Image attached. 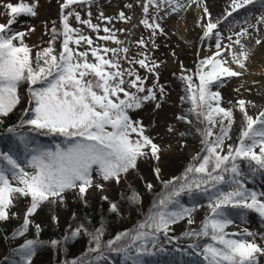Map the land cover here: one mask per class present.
Wrapping results in <instances>:
<instances>
[{"label":"snow or ice","instance_id":"1","mask_svg":"<svg viewBox=\"0 0 264 264\" xmlns=\"http://www.w3.org/2000/svg\"><path fill=\"white\" fill-rule=\"evenodd\" d=\"M94 2L63 0L60 4L62 31L53 21L49 46L33 55L32 48L25 43L27 33L14 30L13 25L22 15L37 16L39 0L15 3L0 0V16L5 18V22H0V125L21 103V85L28 86L29 106L23 110L17 124L5 129L8 146L0 149V222L18 218L19 213L11 209L16 203L28 202L22 224L11 233L13 240L28 232L33 225L32 217L43 205H64L69 195L87 203L85 197L90 189L104 192L112 183L118 185L127 180L131 172L137 170L140 160L154 161L150 167L155 177L160 179L164 163L162 149L150 131L155 128V123L146 126L143 119L136 117L139 116L137 110H143L146 105H151L154 113L162 108L166 88L160 83L159 69L164 61L157 62L148 55V42L143 37L135 41L143 50L130 57L129 47L124 46L126 42L118 39L111 28L103 27L105 34L101 36L100 24L92 23ZM163 2L172 12H178L185 6L177 0ZM259 2L264 7V0ZM253 3L254 0H240L239 3L232 0L227 16ZM84 4L89 9L87 19H82L80 12L73 7ZM150 6L160 11L157 0H142L144 18L139 23L149 30L152 46L158 47L155 37L166 33L155 17L150 18ZM124 7L132 9L133 4H125ZM202 11V40L214 39L215 51L209 46L208 54L199 59L194 73L198 84L193 75L182 74L179 77L185 82L187 99L191 101L188 113L194 114L196 120L204 125L196 129L201 136V153H197L182 176L162 181L164 190L157 194L151 211L134 229L117 233L106 244L102 241L103 226L89 231L81 224L71 232V238L81 233L90 237L88 250L100 253L97 260L103 259L101 250L107 248L122 255V264H174L171 260L165 262L150 258L172 255L165 243L181 238L169 237L172 225L185 219L189 226L195 223L193 213L202 205L193 203L191 207L185 206L181 201L184 195L190 199L204 196L209 214L199 229L192 228L183 233L184 238L196 242L186 248L174 246L175 252L183 256L191 250L196 256H202L205 264H260L258 257H264V245L257 243L255 233L246 228L243 232L226 231L235 223L232 210L240 217L249 211L254 212L264 222V192L252 191L246 186L247 176L239 163L246 162L253 174H264V110L251 115L247 109L251 102L236 100L233 107L242 114L240 135L236 144H226L231 140L230 132L235 123L233 108L222 107L221 92L213 90L224 83L225 77L242 75L231 65L246 68L248 56L241 38L249 35L248 29L235 33V40L228 36L230 43L224 44L219 22H213L207 4ZM71 17L91 29L97 40L105 44L111 41L118 47L94 43L90 35L72 26ZM98 19L111 24L113 19L130 22L131 18L121 10L115 17L100 11ZM256 23L264 25V16H260ZM33 31L34 28L28 29V32ZM58 36L63 39L57 53L55 41ZM256 43L260 44L261 40L257 39ZM85 45L87 47L81 50ZM236 45L240 49L238 52ZM226 52H231L230 58L224 55ZM125 63L129 67L125 68ZM137 65L145 75L140 74ZM149 76L152 78L151 86L147 83ZM175 119L192 123L185 114ZM216 128L218 132L214 131ZM166 131L174 133L176 129L168 125ZM39 135L59 140L49 147L38 143L36 137ZM179 135L183 137L185 133L180 132ZM146 187L151 191L153 185L146 182ZM101 199L108 201L111 213H121L119 203L111 201L107 195ZM122 199L130 205L140 203L139 193L135 191ZM52 220L58 223L55 215ZM34 227L38 235L41 225L36 223ZM162 236L165 243L161 242ZM201 238L207 241L203 245L199 242ZM67 239L69 237L66 236ZM260 240L264 241V235ZM43 243L39 239H25L4 260L6 264H32L37 248ZM50 243L57 247L60 242L52 240ZM72 264H84V261H73ZM179 264L186 262L181 260Z\"/></svg>","mask_w":264,"mask_h":264},{"label":"rangeland","instance_id":"2","mask_svg":"<svg viewBox=\"0 0 264 264\" xmlns=\"http://www.w3.org/2000/svg\"><path fill=\"white\" fill-rule=\"evenodd\" d=\"M12 2H19V0H12ZM25 2H31V0H25ZM63 0H39L40 7L38 9V15L35 17L22 15L17 18V23L13 25L14 30L25 31L27 35L25 36V43L32 48L33 55L37 51H40L44 47H48V41L52 39L51 28L53 26L52 22L56 21V26L58 25L62 31V24L60 23V4ZM146 2V0H144ZM179 3H183L185 6L181 8L178 12H172L168 4L164 3L163 0H157L160 4V11L157 12L156 8L150 6L149 16L155 17L157 21L162 24L164 28L165 35H157L155 37V43L158 47H153L150 40V33L148 29H145L142 24L139 23L141 19L144 18L141 3L142 0H95L92 8V23L100 24L101 32L100 35L105 33L102 31L103 27L107 26L115 32L118 39L125 41V47H129V56H135L140 49L135 43L140 37H143L148 42V55L156 60L157 62L164 61L160 66V83L165 85L166 96L162 102V108L158 112H153L151 105H146L143 110H137L139 116L136 118L143 119L144 124L147 126L150 123H155V128L150 129L151 134L156 137V143L161 146L162 153L161 157L164 161L161 171L160 179H157L151 170L150 165L155 162H145L143 160L138 161V167L140 168L138 172L143 177L142 183L146 184L155 183L161 181L162 179L168 178L171 180L173 177H180L182 173L181 162L189 159L192 160L197 153L200 152V146L196 142L191 141L185 136L181 137L180 132H183V124L176 120L175 117L183 113L182 97L184 88L180 84L176 77L173 76L174 73L183 71L186 75H192L196 69V65L199 59L208 54L209 46L211 50L215 51V40H202V29L200 27V17L203 14V6L207 4L209 11L212 14L213 22H219V30L221 32L222 43H230L227 39L228 36H232L235 40V33L240 32L243 28L248 29L249 35L241 38V43L244 45V51L247 53L248 59L245 61L246 68L240 69L237 65L232 64L231 66L234 70L239 71L242 75L238 77H225L224 83L215 88L219 90L223 97L221 101V106L225 108H231L234 102L238 99H244L250 101L251 103L247 105L249 114L255 115L259 110H264V97L261 99L260 104L257 109L253 107V101L257 97L258 88L261 82L264 81V74L262 70L264 69V25H257V19L260 16H264V7L261 6L259 0H254L253 4L246 5L243 8L237 9L232 12L231 16H227L228 10L232 5L221 4L219 9H213L209 0H194L190 3V0H177ZM240 0H237L239 3ZM133 4L132 9H128L125 4ZM199 4V6H198ZM173 6H175L173 4ZM76 11H79L82 19H87V13L89 11L86 4L80 6H73ZM123 10L127 16H129L130 22H123L117 19H113L111 24H107L105 21L98 19L99 12L103 11L105 15L115 17L119 11ZM222 10V11H221ZM224 16V17H222ZM222 17V18H221ZM227 17V18H225ZM207 17H205V21ZM0 22H5V18L0 16ZM70 22L73 27L81 29L85 35H90L94 40V43H99L101 46L107 47H118L111 41L105 42L96 39V34L87 28L85 25L78 24L74 17L70 18ZM180 24L187 26L189 33L183 36L180 33ZM47 25V27H46ZM252 25L253 27H250ZM29 28H34L35 31L28 32ZM118 29H125L126 31L120 32ZM198 29V31H197ZM195 32L191 36V31ZM62 36H58L55 41V48L57 53L61 50L62 46ZM261 40L260 44L256 43V40ZM87 46L85 45L81 50H84ZM235 50L238 52L239 46H235ZM111 56V53L108 54ZM224 55L228 58L231 56V52H226ZM183 65V69L181 68ZM125 68L129 67L128 64L123 65ZM137 70L143 76L145 72L143 69ZM148 85L151 86L152 78L149 76ZM239 89V91H236ZM19 93L22 97L21 103L18 106V110H24L27 108V89H25L22 84ZM232 101L233 103H229ZM135 116V113H133ZM12 124L8 123L7 118L5 123L0 126V141L2 149H6L8 146V138L5 133V129ZM168 125H173L176 129L174 133H168L166 128ZM18 131H27V129H18ZM2 138V139H1ZM58 141L59 138H56ZM45 146L52 147V145L43 144ZM191 151V154H188ZM240 167L242 171L246 174V186L256 192H264V174L260 172L252 173L250 167L246 162H240ZM136 172L132 171L128 176L127 180H123L120 184L112 183L106 187L104 192H100L96 189H90L87 197L91 200H96L103 195H107L109 199L113 198L117 193L121 191V188H127V185L133 178H138ZM78 198L76 196L69 195L66 204L64 205H43L37 210V213L32 217L33 225L39 223L41 227L46 226H57L62 228H67L69 219L73 214V206ZM182 203L185 206L191 207L193 203H198L202 207L198 208L193 213V218L197 227L199 229L203 219L209 214V209L207 208V199L204 196H198L195 199H190L187 195L181 197ZM15 203V202H14ZM27 202L16 203V206L11 209L12 212L19 213L18 218H11L7 222H0V262L4 260L7 253L9 252L8 239L5 237L16 229L17 225H21L23 222V212L27 207ZM235 213V210H232ZM58 217V223L52 220V216ZM235 215V214H234ZM237 216V215H235ZM241 218L242 221L240 226L243 230L246 228L256 234L257 243L264 245V241L260 240V237L264 235V222L258 214L254 212H247ZM136 218L132 221L134 223ZM182 221V220H181ZM181 221L171 226V232L176 237H181L179 240L173 241L174 243H165L164 239L161 237V242L165 243L168 251L172 253L171 256H160L150 259H160L165 262L171 260L174 264H179L181 260L185 261L186 264H205L202 256H196L189 250V254L181 256L180 253L174 251V246H179L181 248H186L188 244L194 243L196 241L190 240L183 237L185 232ZM233 230L230 227L227 229L229 233L232 232H243ZM201 245L207 242L204 238L199 241ZM260 264H264V257H258ZM123 257L116 252L112 254H103V259H92V264H122ZM87 264V263H86Z\"/></svg>","mask_w":264,"mask_h":264},{"label":"trees","instance_id":"3","mask_svg":"<svg viewBox=\"0 0 264 264\" xmlns=\"http://www.w3.org/2000/svg\"><path fill=\"white\" fill-rule=\"evenodd\" d=\"M57 28L59 26L57 25ZM195 71L193 72L194 76ZM186 75L183 71H179L178 73H174L173 76L177 78L178 82L182 84L183 91V113L189 116V119L192 120L191 124L180 121L183 124V132L185 133V137L190 139L193 142H197L202 150L201 144V136L196 131L198 127H203V124H200L194 114H189L188 110L192 107L191 101L187 99L188 93H186V84L182 80L179 79L181 75ZM195 83L198 84V79L195 78ZM25 89H27V84H23ZM215 88H213L214 90ZM24 96V95H23ZM21 96V97H23ZM233 108V116L235 119V123L231 128V140H227L226 144H236L238 141V137L240 135L241 123H242V114L240 113L238 108ZM23 111L18 110V106L13 110L12 113L7 117L8 123L14 125L19 122V119L22 115ZM1 126V125H0ZM214 131H219L218 128L214 129ZM2 136V132H0ZM2 139V138H1ZM36 140L39 144H48L54 146L56 142V138L39 135L36 137ZM2 142V140H0ZM0 149H2V145L0 143ZM201 150L199 153H201ZM193 163V159L186 160L181 162L182 174L184 173L186 167ZM240 163V162H239ZM140 168L138 167L136 172V176H138ZM162 181H169L168 178L162 179L161 181L155 183L151 191H149L146 187V184L142 183L141 175L139 174L138 178H133L127 185V188H121V191L117 193L110 200L113 202H117L121 205L122 211L120 214H113L109 211L108 201L102 200L101 197L96 200L88 199L86 196L84 200L77 199L75 205L73 206V214L68 223L67 228H62L59 225L57 226H46L41 227V231L37 235L35 231L34 225L29 227L27 233L24 236L16 237L14 240L11 239V233L7 235L8 239V249L9 252L6 256H11V252L13 248L19 247L25 239H39L43 241V245L37 248L36 254L32 258V264H72L73 261H84L86 264L88 261H92V259H97L100 253L89 252V240L90 237L81 233L79 236L75 238H71V232L75 230L81 224H84L89 231H92L96 228H100L103 226L104 235L102 237V241L106 244L109 239H112L117 233L124 232L127 230L134 229L137 224L142 221L146 214L151 211L153 201L155 200L157 194L161 193L164 190V185ZM135 191L139 193L140 203L137 205H130L126 200L122 199V197H127ZM27 202V201H26ZM28 203V202H27ZM48 205V204H45ZM232 212V218L235 220L238 218ZM75 217V219H74ZM135 219L134 223L132 222ZM182 227L184 231H188L192 228H196L197 225L194 223L189 226L187 224L186 219L181 221ZM20 227V225L16 226V229ZM15 229V230H16ZM14 230V231H15ZM69 237V239L65 240V237ZM169 237H176L173 232L169 231ZM163 238V236H162ZM164 239V238H163ZM52 240L59 241V245L57 247H53L51 245ZM174 243V242H172ZM171 244V243H169ZM94 247V244L92 245ZM102 254H112L113 252L108 250L107 248H102ZM121 255V254H119ZM122 256V255H121ZM0 264H6L5 260L1 261Z\"/></svg>","mask_w":264,"mask_h":264},{"label":"bare ground","instance_id":"4","mask_svg":"<svg viewBox=\"0 0 264 264\" xmlns=\"http://www.w3.org/2000/svg\"><path fill=\"white\" fill-rule=\"evenodd\" d=\"M209 3H210V5L211 6H214L213 7V9H219V6L221 5V4H224V6H226V5H232V0H209ZM222 11V10H221ZM228 11H231V8H230V10H228ZM222 17H224V16H222ZM221 17V18H222ZM179 29H180V33L182 32V34H183V36H185L187 33H189V29H188V27L187 26H184V25H181L180 24V27H179ZM197 31H198V29H197ZM195 32V30L194 31H191V36H192V34ZM190 34V33H189ZM262 72H263V74H264V69L262 70ZM264 97V81L263 82H261V84H260V87L258 88V92H257V97L254 99V101H253V105H255V108L257 109V106L260 104V101H261V99ZM188 154H191V151H188ZM241 221H242V219L241 218H236L235 219V224L233 225V226H231L230 227V229H231V231H233V230H239V231H242L243 230V228H242V226H240V224L239 223H241Z\"/></svg>","mask_w":264,"mask_h":264}]
</instances>
